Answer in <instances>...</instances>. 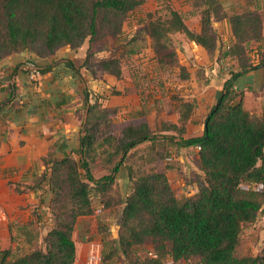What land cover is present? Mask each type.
<instances>
[{
	"label": "trees",
	"instance_id": "trees-1",
	"mask_svg": "<svg viewBox=\"0 0 264 264\" xmlns=\"http://www.w3.org/2000/svg\"><path fill=\"white\" fill-rule=\"evenodd\" d=\"M143 2L0 0V62L9 55L24 53L48 59L61 49L77 50L88 40L90 48L83 64L76 68L66 59V67L76 76L84 68L93 80L103 75L121 79L120 58L111 55L98 59L97 54L106 47L101 44L93 50L92 46L106 38L119 37L127 17ZM193 5L200 10L199 34L191 32L181 15L172 9L164 18L150 19L141 33L151 40L158 66L169 69L178 61L170 46L172 34H183L211 55L217 48L213 23L227 20L232 41L223 56H232L238 70L224 82L215 105L207 113L202 135L186 139L181 136L192 109L191 102L181 103L184 111L180 127L162 124L159 132L163 133H154L144 121L118 129L111 120L113 112L96 104L97 101L101 104L100 96L95 95L96 102L90 104L86 91L84 103L89 109L84 126L86 134L79 139L80 159L49 154L44 171L30 187L42 190L46 185L50 194L47 207L54 225L43 239L44 249L18 256L11 249L0 250V264H75L73 233L77 219L94 213L92 195L101 200L103 207L109 206L104 199L116 184L121 168L132 152L146 143L151 152L156 151V146L167 144L199 147L201 175L195 178L197 193L178 200L163 170L149 168L137 174L126 167L131 190L124 200H118L121 205L118 236L102 238V263L114 258L121 259L123 264H165L180 260L188 264L264 263L263 251L243 256L236 252L243 231L256 223L264 207V109L260 115L246 111L244 93L235 89V82L244 70L264 69V58L254 64L246 50L249 42L260 43L264 37L261 16L257 10L229 16L222 0H193ZM29 66L37 68L41 76L54 67H41L31 61L24 70L28 74ZM185 76L181 68L180 77ZM169 131L179 134H164ZM100 173L104 174L97 177ZM257 184L263 186L259 192L240 188ZM31 225L29 222L21 229ZM144 246L152 249L140 255Z\"/></svg>",
	"mask_w": 264,
	"mask_h": 264
},
{
	"label": "crops",
	"instance_id": "crops-1",
	"mask_svg": "<svg viewBox=\"0 0 264 264\" xmlns=\"http://www.w3.org/2000/svg\"><path fill=\"white\" fill-rule=\"evenodd\" d=\"M241 5L260 13L264 36V16L262 15L264 0H249L245 3L241 2ZM183 21L191 32L200 33V22L191 24L194 18L189 16L183 18ZM224 23L226 25V22ZM216 27L218 26L215 25ZM253 44L257 48L262 47L259 42H253ZM89 48L87 40L77 50L61 49L62 54L58 56L59 58L39 59L24 53L9 55L0 62V108L2 109L0 111V207L3 211L0 217V250L14 249L18 244L16 241H20L15 229H21L29 222L33 224L38 222V216L35 217L33 213L48 209L45 206L46 201H41L48 193L42 195V190L30 189L44 171V161L47 156L52 154L54 157L61 158L72 155L74 159H78L84 114L89 108V105L85 106L84 103L86 91L89 94L90 104L94 102L92 100L95 95L100 96L102 108L113 112L111 120L119 129L124 125L141 121L146 122L151 130L155 123L159 130L162 124L180 127L181 115L184 111L181 103L191 102L192 109L183 125L184 130L181 135L186 139L202 135L207 113L215 105L224 82L238 70L237 61L228 56L221 57L222 60L217 62L218 55L221 56L224 52L220 51L219 47L214 51V55L210 56L202 47L192 41H186L183 45L185 61L178 68L179 71L180 68H184L185 78H181L178 74L172 79H167L165 94L160 89H155L149 97L146 95L149 91L145 93L144 89H141L142 86L137 87L136 78L127 74V70L123 67L122 77L118 80L109 75L93 80L84 68H81L79 75L76 76L66 67L65 61L67 59L79 68ZM224 48L226 51L227 47L224 46ZM144 55V53L139 54L140 58L135 62V65L137 64L135 68L148 73L153 66L160 71L161 68L155 61L154 54L151 52V57ZM226 58L231 60L229 67H226L228 63ZM31 61L41 67H54L50 72L44 73L38 82L32 84L28 73L24 71L26 63ZM235 89L243 91V108L246 111L256 115L262 113L264 69L244 70V74L235 82ZM173 94L178 98L172 96ZM145 95L155 102L143 101L142 98ZM9 97H11L10 100ZM155 104H158L159 108H156ZM164 134L173 135L174 131L164 132ZM165 150L164 155L169 156L163 161L157 156V150L153 153L149 152L138 160L142 162L143 168L149 166L146 169L163 170L178 200L196 194L195 178L201 175L197 149L167 144ZM167 159L170 160L167 161ZM128 168L133 169L131 165ZM117 182L121 199L124 200L131 190L126 167L121 168ZM126 186L124 190L123 187ZM97 212L99 211L95 209L94 214ZM77 225L73 233L76 247L75 264H89L92 249L98 250L100 246L91 242L75 241ZM151 249V246H144L139 253L145 254ZM239 249L243 252L241 253ZM263 250L264 207L256 223L243 231L236 252L243 256L256 255ZM165 264L188 263L180 260Z\"/></svg>",
	"mask_w": 264,
	"mask_h": 264
},
{
	"label": "rangeland",
	"instance_id": "rangeland-1",
	"mask_svg": "<svg viewBox=\"0 0 264 264\" xmlns=\"http://www.w3.org/2000/svg\"><path fill=\"white\" fill-rule=\"evenodd\" d=\"M248 1L249 0H222V3L225 13L230 16L233 14L248 11V8H245V6L241 5V2L245 3ZM170 9L177 11L181 15L182 19L187 18V16H189L190 18H194V21H191V24H197L200 22V10L194 7L193 0H144L143 4L127 17L123 25L122 33L119 37L106 38L103 41L98 42L92 46L93 50H95V48H98V46L102 45L106 47L104 53L97 54L96 58L98 59H105L110 57L111 55L119 57L122 63V67L127 70V74H129L132 78H136L137 87L142 86L141 89H144L145 93L146 91H149V93H146V95H148L149 97L152 96L155 89H160L161 91H163V94H165V86L166 84H168L167 79H172L178 74L180 75L181 70L179 71L178 68L180 67L182 62L185 61L183 54V45L186 41L189 40L181 33H174L170 36V46L177 53L178 61L175 67L169 69L161 68L159 71L158 69L156 70L152 66L150 68L151 72L148 73L145 70H142L141 72L135 68V66L137 65H135V62L138 61L140 58L139 54L144 53L147 57H151L152 52L150 47L151 40L146 35H144V33H141V28L146 25L150 19L164 18L165 16H168ZM262 15L264 16V12L262 13ZM224 22H226V25H224ZM215 25L218 26L216 27L217 31H215L217 35V48L219 47L220 51H224L223 53L221 52V56L218 55L217 57V62L219 63L222 60L221 57H224L223 55L225 54V52L228 51L232 39L230 35V27L227 20L214 22V28ZM253 42L254 41H251L247 44L246 50L251 62L257 64L258 60L264 58V37L260 42L262 47L257 48L256 45L253 44ZM224 46L227 47L226 51ZM61 54V50H59L53 57L59 58L58 56H60ZM213 55L214 52L210 56ZM225 57H227V55ZM228 57H230V59H233L232 56ZM227 59L228 58H226V60ZM230 61L231 60L228 59V63L226 65L224 59L223 65H226V67L231 66ZM173 68H176V70H173ZM131 71L133 72L132 74ZM173 89L176 90V88ZM146 95L143 96V101L151 103L155 102L152 98H147ZM172 96L178 98L174 94ZM94 98L95 97H93L92 101H94ZM94 102H96V100ZM94 102L92 104H94ZM96 104L100 109H102V105L98 103V101L96 102ZM155 106L156 108H159L158 104H155ZM152 109H155V107H152ZM166 110H169V108H166ZM157 127V123H155L153 128L154 133H160V130ZM177 134H179V132L175 131L173 135ZM149 150L151 152V148L147 143L138 147L130 155L125 167L128 168V166L131 165L133 167L132 172L137 174L144 172L145 169L149 166L143 168L142 162H140L138 159H140L142 156H145L146 154H149ZM156 150L158 156L161 157L160 159H162V161L165 159V157L169 156L164 155L166 151L165 146H156ZM79 159L80 157H78V159L76 160L78 161ZM80 173L81 176H83L82 169H80ZM102 174L104 173L98 174L97 177L101 176ZM43 187L45 188H42V195L48 193V188L46 187V185ZM126 188L127 186L123 187L124 190H126ZM49 198L50 194L48 193L46 197H43L41 199V201H46V207ZM120 198H122V196L119 191V184L116 181V184L113 185L111 191L106 195L104 199L106 200V202H108V207H103V205L101 204V200L98 197L92 195L94 211L96 209V211L99 212L95 214L93 213L90 216L79 217L77 219V222L75 224L77 225L78 223L76 229L77 232L74 234L75 241L91 242L94 243V245L98 244L100 246L98 248V252H96L94 249V253H96V257H98V259H96V261H94L92 264H123L122 260L118 258H114L108 263H102L101 260L102 238H105V240L111 238L114 239L118 236L120 231L119 220L121 213V205L118 203V200H120ZM33 214L35 215V217L38 216V222L26 227L25 229H15V232L18 235L17 238H19L20 241L15 240L18 244L15 246L14 249H11L14 256L26 254L34 249H44L43 239L47 232L54 225L53 217L49 209L44 211H37V213L35 212ZM239 250L241 253L243 252L242 249Z\"/></svg>",
	"mask_w": 264,
	"mask_h": 264
},
{
	"label": "built area",
	"instance_id": "built-area-1",
	"mask_svg": "<svg viewBox=\"0 0 264 264\" xmlns=\"http://www.w3.org/2000/svg\"><path fill=\"white\" fill-rule=\"evenodd\" d=\"M28 70H30L28 77L30 81H34V82H38L39 79L41 78L40 72L37 70V68H35L34 66H29L27 68ZM197 151H200L199 147H196ZM170 159H167V161H169ZM240 188L242 190H249L252 189L254 191H261L263 189L262 184H257V185H252V186H247V185H241ZM3 211L0 207V217L2 216ZM96 252H98V250L96 248H94ZM94 249H92V252L90 254V260H89V264H92L94 261H96V259H98V257H96V253H94ZM264 264V263H263Z\"/></svg>",
	"mask_w": 264,
	"mask_h": 264
},
{
	"label": "water",
	"instance_id": "water-1",
	"mask_svg": "<svg viewBox=\"0 0 264 264\" xmlns=\"http://www.w3.org/2000/svg\"><path fill=\"white\" fill-rule=\"evenodd\" d=\"M245 71H248V69H246ZM88 109L89 108H87V110H86V112L84 114L83 126H82V131H81V137H83L86 134V131L84 129V126H85L86 121H87ZM205 126H206V123H205Z\"/></svg>",
	"mask_w": 264,
	"mask_h": 264
}]
</instances>
